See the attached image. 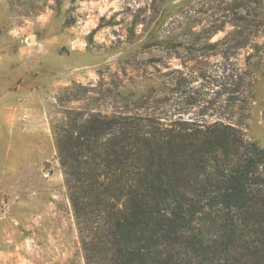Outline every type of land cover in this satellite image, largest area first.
Returning a JSON list of instances; mask_svg holds the SVG:
<instances>
[{
    "label": "rangeland",
    "instance_id": "1",
    "mask_svg": "<svg viewBox=\"0 0 264 264\" xmlns=\"http://www.w3.org/2000/svg\"><path fill=\"white\" fill-rule=\"evenodd\" d=\"M73 83L164 117L210 98L264 148V0H0V264H85L51 131Z\"/></svg>",
    "mask_w": 264,
    "mask_h": 264
},
{
    "label": "trees",
    "instance_id": "2",
    "mask_svg": "<svg viewBox=\"0 0 264 264\" xmlns=\"http://www.w3.org/2000/svg\"><path fill=\"white\" fill-rule=\"evenodd\" d=\"M223 79L237 90V73ZM121 92L66 86L51 122L85 264H264V148L231 121L204 119L210 98L201 117H164Z\"/></svg>",
    "mask_w": 264,
    "mask_h": 264
}]
</instances>
